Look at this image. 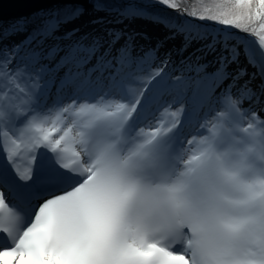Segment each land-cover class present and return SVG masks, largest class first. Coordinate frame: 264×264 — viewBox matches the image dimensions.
<instances>
[{"label": "snow or ice", "instance_id": "snow-or-ice-1", "mask_svg": "<svg viewBox=\"0 0 264 264\" xmlns=\"http://www.w3.org/2000/svg\"><path fill=\"white\" fill-rule=\"evenodd\" d=\"M155 2L225 27L193 37L152 0H64L11 26L19 42L0 30V264H264V0ZM86 16L99 32L61 33ZM140 18L201 55L174 76L162 42L106 27Z\"/></svg>", "mask_w": 264, "mask_h": 264}, {"label": "bare ground", "instance_id": "bare-ground-1", "mask_svg": "<svg viewBox=\"0 0 264 264\" xmlns=\"http://www.w3.org/2000/svg\"><path fill=\"white\" fill-rule=\"evenodd\" d=\"M47 9V8H46ZM44 9V10H46ZM43 11V10H41ZM26 16H22L19 18H13L5 21H0V30L6 29V26L8 24H14L16 25L17 23L23 25L24 19ZM195 18V17H194ZM109 19H111V16H109ZM197 21L198 18H195ZM77 28L78 29V35L87 33V32H99L100 28L103 26L99 25H93L89 22V17H84L81 20L75 21L73 24H66L62 29L61 33L64 31H69L72 28ZM106 27H112V28H122L127 32H135L139 33L142 37L144 38H139L137 43L141 45L144 48L148 47H154L157 43L162 42L163 46L160 48V56H169L171 57V62L168 65L167 70L172 74V75H180L181 73V63L184 60H187L189 57H196L200 56V48H201V42L199 40L194 39L192 44L187 47L186 50L183 51H177L178 49L182 48L183 45V38L182 37H177L176 39H168V30L161 24H157L152 22L151 19H146V18H140V19H134V20H124L122 22H116L112 23L109 25H106ZM193 34V37L196 36L198 32L195 31L194 27L190 28ZM9 32H7V35L10 36L9 39L5 40L4 43L8 45H12L13 43L19 42L24 39V37L27 35L26 32H21L20 35H12V29H8ZM219 28H209L207 32H212L215 34L216 32H219ZM204 33V32H203ZM245 36H247V33H243ZM248 37V36H247ZM251 37V36H250ZM252 36V40H253ZM257 39V37H255ZM57 40L61 39V35L57 34L56 36ZM249 39V38H248ZM54 41H47V43H53ZM102 84L95 87L93 90V94L101 92V91H107ZM60 97L57 96L55 90L53 89L52 94L50 97L46 96L45 101L49 106H52L54 102L59 100ZM64 103H68L67 100L64 101ZM156 106H152V110L155 111ZM207 111V110H205ZM158 115V113H157ZM208 119H211V116L208 117ZM154 119L152 118L151 115H149L148 120L145 121L144 123H141L139 127H144L148 123H153L154 124ZM203 122V120H201ZM197 126V125H196ZM195 126V128H196ZM195 128L187 129L188 132L193 131ZM203 131H200L199 133H202ZM186 135V134H185ZM188 140L186 139V142ZM41 151H46L41 149Z\"/></svg>", "mask_w": 264, "mask_h": 264}, {"label": "trees", "instance_id": "trees-1", "mask_svg": "<svg viewBox=\"0 0 264 264\" xmlns=\"http://www.w3.org/2000/svg\"><path fill=\"white\" fill-rule=\"evenodd\" d=\"M180 2L181 8H186L188 10H192L194 7L199 9H202L203 7H215V5L219 4L222 6L223 10L225 11H235L234 9V0H178ZM153 3V8L151 9V12L154 16H164L168 17L171 19V21L176 24V23H181L185 24L188 21L187 15H181L177 10L175 9H170L167 6L156 3L155 0H152ZM58 6H62V4H56L51 6L50 8L47 9H54ZM46 9V10H47ZM44 14V11H38L33 14H31L28 18H32L36 15H42ZM196 18V17H195ZM199 20V19H198ZM209 24H218L213 21H208V20H199L197 22H194L195 26V31L198 33H203L207 32L209 29ZM235 29V28H234ZM31 29H29L30 31ZM237 30V29H235ZM234 39L240 40V39H245L248 40L247 36L243 34V32H240L237 30V34H235Z\"/></svg>", "mask_w": 264, "mask_h": 264}, {"label": "water", "instance_id": "water-1", "mask_svg": "<svg viewBox=\"0 0 264 264\" xmlns=\"http://www.w3.org/2000/svg\"><path fill=\"white\" fill-rule=\"evenodd\" d=\"M64 0H0V21H5L31 14L62 4Z\"/></svg>", "mask_w": 264, "mask_h": 264}, {"label": "rangeland", "instance_id": "rangeland-1", "mask_svg": "<svg viewBox=\"0 0 264 264\" xmlns=\"http://www.w3.org/2000/svg\"><path fill=\"white\" fill-rule=\"evenodd\" d=\"M53 6V5H52ZM51 7V6H50ZM49 7V8H50ZM44 11V10H43ZM25 18H28V16L27 17H25ZM11 26H14V24H8L7 26H6V29L8 30V29H12V27ZM221 26H217V28H220ZM222 28H224V27H222ZM231 30H233L234 32H236V34H237V30H235L234 28H230ZM8 32H9V30H8ZM247 38H249L248 40H252L251 38H252V36L250 35V34H248L247 33ZM251 36V37H250ZM255 40H257L255 37H253V40L252 41H255Z\"/></svg>", "mask_w": 264, "mask_h": 264}]
</instances>
